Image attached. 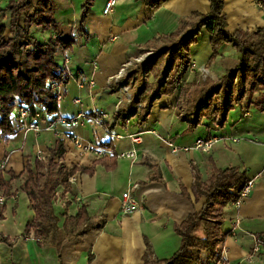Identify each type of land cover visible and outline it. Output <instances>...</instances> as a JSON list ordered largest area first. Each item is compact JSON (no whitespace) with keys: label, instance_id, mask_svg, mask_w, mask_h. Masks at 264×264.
<instances>
[{"label":"crops","instance_id":"0c3cea01","mask_svg":"<svg viewBox=\"0 0 264 264\" xmlns=\"http://www.w3.org/2000/svg\"><path fill=\"white\" fill-rule=\"evenodd\" d=\"M53 1L57 31L72 40L65 50L69 77L56 88L61 96L57 112L49 116L40 112L48 117L40 123L102 109L108 114L113 133L139 134L141 140L133 144L126 137L112 138L91 122L69 129L55 123L53 128L37 133L19 128L6 138L0 135V160L6 161L0 177L9 181L5 193L0 188V264H143L147 245L155 257H169L180 244L174 227L188 214L198 212L205 201L192 192L195 174L204 182L214 169L230 167L245 170L246 178L254 179V187L238 207L226 209L222 230L228 232L235 219L239 227L235 236L225 237V258L234 264H264L262 248L250 262L245 260L253 245L251 235L264 232V111L247 102L234 105L226 111L221 126L215 116H204L205 111L198 118L204 90L193 87L200 81L207 84L205 88L211 87L225 72L235 70L239 64L235 47L222 44L213 57L210 34L201 28L189 46V63L180 86L171 94L155 97L145 91L140 94L139 105L123 104L119 113L114 106L123 95L107 86L122 66L127 64L125 72L130 74L142 62L136 60L138 57L157 51L154 47L161 44V36L175 31L184 17L195 11L208 12V0H167L156 8L142 0H116L109 14L103 13L106 0H96L82 29L78 23L83 0ZM223 12L230 33L264 27V12L257 0H224ZM201 67L209 71L205 79L199 73ZM152 80L148 72L145 81ZM142 83L138 76L132 86L134 97ZM76 98L80 101L74 102ZM149 101L143 119L141 110ZM193 105H198L197 110ZM73 135L106 149V155L95 158L92 153L80 152L71 142ZM213 136L220 140L209 151L193 148L196 139ZM59 140L64 149L62 162L77 170L71 175L76 181H68L70 190L56 201L55 210L62 214V222L82 206L96 227L57 249L38 241L35 212L21 184L25 164L36 159L38 150L44 158L48 156ZM170 141L177 151L168 146ZM132 146L136 148L135 161L116 156ZM129 187L141 209L123 214L121 194ZM27 223L30 227L26 229Z\"/></svg>","mask_w":264,"mask_h":264},{"label":"trees","instance_id":"16d2710c","mask_svg":"<svg viewBox=\"0 0 264 264\" xmlns=\"http://www.w3.org/2000/svg\"><path fill=\"white\" fill-rule=\"evenodd\" d=\"M142 1L150 8H156L167 0ZM208 2V12L190 13L181 20L175 31L161 36L160 41L167 43V48L152 54L145 62V67L146 72H150L153 77L148 90H155L158 95L171 94L180 86L181 76L189 63V46L195 43L201 28L210 34L213 57L222 44H232L238 53L239 64L235 70L225 72L213 86L203 89L200 100L208 107L203 115L215 116L222 126L227 107L229 110L234 105L247 102L258 111H264V27L253 31L237 29L230 33L226 30L224 0ZM92 3L93 0H83L78 23L80 29L84 26ZM257 3L264 12V0H257ZM55 9L53 0H0L2 138L20 128L18 115L13 113L15 106L28 111V120L45 121L47 116L54 115L58 110L56 87L50 86V83L60 85L68 81L69 73L64 68L63 58L67 56L65 50L71 47L72 40L57 31ZM40 31L41 35L45 34L43 38L38 36ZM169 66L171 69H168ZM136 73L137 70L134 69L130 76L135 77ZM233 76L236 77L235 84L232 83ZM183 91L184 86L180 89V94ZM228 93L231 98L227 105ZM215 94L220 97V103L213 112H206L210 107V99ZM141 100L140 97L136 98L134 104L139 105ZM149 107L150 101L142 107L143 119ZM192 108L197 110L198 105H193ZM40 112L47 115L46 118ZM63 155V144L59 140L43 160L34 159L25 164L21 184V190L28 196L35 212L33 224L38 241L57 249L96 227L92 225L91 218L82 206L75 215L65 216L62 222V214L55 210L56 201L70 190L68 178L77 170L62 162ZM246 180L245 170L237 167L214 169L204 182L195 174L192 192L195 197L205 198L201 209L188 214L174 227L180 237V244L169 257H155L147 245L142 258L143 264H212L219 260L225 237L229 234V231L224 232L221 228L226 209L234 204ZM8 182L0 177V188L4 189V193ZM29 227L30 223H27L26 229ZM198 228L201 229L202 236L195 234ZM257 236L263 241L261 254L264 255V232Z\"/></svg>","mask_w":264,"mask_h":264},{"label":"built area","instance_id":"2783aa9c","mask_svg":"<svg viewBox=\"0 0 264 264\" xmlns=\"http://www.w3.org/2000/svg\"><path fill=\"white\" fill-rule=\"evenodd\" d=\"M116 0H106L104 7H103V13L109 14L112 11V8L114 6ZM68 56H64L63 58V64L64 68L69 72L68 70ZM128 65L122 66L117 73L108 81L107 86L109 88L115 87L116 91L121 93L122 95H125L126 97H129L128 95V85H126L123 82V78L126 75V67ZM201 71H206L204 68H200ZM90 84L92 85L93 82L91 81ZM50 86L52 87H58V84L51 82ZM61 96L57 93L56 98L57 100ZM80 100L78 98L74 99V102H79ZM121 104V100L117 102L114 106V111L117 113L119 111V107ZM13 113L18 115V119L20 121V129L24 132L33 131V132H40L43 129H51L53 128L55 123H59L63 125L66 129H69L74 126H84L86 122H91L96 127L100 128L105 134L112 138H128L133 144H136L140 142L141 138L139 134H127V135H121V134H115L111 131L109 128V125L107 123L108 114L102 109L93 110L91 112H78L76 115H73L71 117H63V116H57L54 120H52L49 124L42 125L40 122L41 120H28V111L19 106H15L13 108ZM152 133L156 134V131L152 130ZM72 144L80 151V152H89L92 153L95 158H100L106 155L107 150L94 145L89 140H86L82 137L73 135L70 136ZM232 141H236L237 138L230 137ZM220 140V138L213 136L210 138H198L193 144V148L200 149L204 152H207L211 149L212 145ZM168 146L171 148L172 151H177V147L170 141L168 142ZM187 149V148H185ZM136 148L132 146L130 149L124 150L119 152L116 156L119 158H126L129 159L131 162L136 160ZM37 160H43L44 156L42 155V152L40 150L37 151ZM6 169V161L0 160V171H3ZM68 181L70 183H74L76 181L75 176L69 177ZM254 187V179L248 178L242 185L238 198L234 202V206L238 207L250 194L252 188ZM131 188L129 187L127 190H125L121 194V202H120V210L123 214H129L134 211L140 210L141 205L130 193ZM3 198L0 197V202H2ZM239 227V221L238 219H235L233 221L232 227L229 230V234L232 236L236 235V231ZM253 240V245L251 248L250 254L245 258L246 261H251L252 256L259 253L260 249L262 248L263 241L262 239L257 235H251ZM212 264H234L228 260H226L224 255V247H222L221 251V257L219 260L213 262Z\"/></svg>","mask_w":264,"mask_h":264},{"label":"rangeland","instance_id":"374dc122","mask_svg":"<svg viewBox=\"0 0 264 264\" xmlns=\"http://www.w3.org/2000/svg\"><path fill=\"white\" fill-rule=\"evenodd\" d=\"M73 1L76 2L77 0H73ZM93 2H96V0H93ZM93 4H94V3H92V5H93ZM92 5H91V6H92ZM200 30H201V29H200ZM38 36H39L40 38H43V36H45V34H44V35L39 34ZM167 46H168L167 43H165V42H161L160 45L154 47L155 49H158L157 51H149V52H147V53L141 55L140 57H138V58L136 59L137 61H142V62L139 63V65L136 67L137 73H136V76H135V77L130 76V74H131V73H130V74H126V75L124 76V78H123V82H124L126 85H128V91H127V92H128L129 97H126L125 95H123V97H122V99H121V104H120V107H119V111H118L117 113L120 112L121 105H123V104H134L136 98L140 97V94L144 93L145 91H151V92H153V97H155V96H160V95H158V93H157L155 90H154V91H152V90H148L149 87H150L148 84H150L151 81H150V82L145 81V77H146V74H147L148 72H146L147 69H146V67H145V63H144V62H146L147 59H148L152 54L159 53L161 49H163L164 47L167 48ZM126 68H127V67H126ZM201 68H204V67H201ZM168 69H171V66H169ZM204 69H205L206 71H201V69H199V73H200V75H201V78H203V79H205V78L208 76V74H209L208 69H207V68H204ZM138 76H139L140 78H142V82H143V83H142V88H141V90H140V93L134 97L133 92H132V86L135 84L136 80L138 79ZM152 81H153V80H152ZM232 83H233V84L236 83V77H235V76H233V82H232ZM151 86H152V85H151ZM205 86H207V84L204 83V82H202V81H200V82H198V83L194 82V86H193V87L196 88V89L199 90V91H201V90L203 91V88L205 89ZM227 98H228V101H227V105H228V104H229V100H230V98H231L230 93H228V97H227ZM151 101H152V99H151ZM219 103H220V97H219L217 94H215L214 96L211 97V99H210V107H209V109H208L206 112H209V111L213 112V111L215 110L216 106H217ZM207 108H208V107H207V104H205V102H201V103L199 104V111H200V113H199V115H198V118L201 117V112H204ZM226 111H228V107L226 108V110H225L224 112L226 113ZM217 122H218V121H217ZM195 234L198 235V236H201V235H202V231H201V229L198 228V230L195 231Z\"/></svg>","mask_w":264,"mask_h":264}]
</instances>
